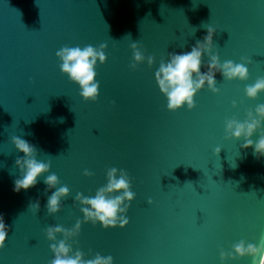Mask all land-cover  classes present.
Instances as JSON below:
<instances>
[{"label":"water","instance_id":"obj_1","mask_svg":"<svg viewBox=\"0 0 264 264\" xmlns=\"http://www.w3.org/2000/svg\"><path fill=\"white\" fill-rule=\"evenodd\" d=\"M208 26L215 30L212 53L220 63L246 57L248 79L217 72L219 92L205 84L192 109L168 110L154 74L168 53L191 51ZM133 42L145 56L135 69ZM101 43L107 59L95 69L99 94L85 101L55 53ZM201 60L205 72L209 56ZM258 77L264 0H0V215L9 228L0 264H49L54 241L44 230L70 229L77 219L79 233L68 242L84 259L100 253L112 264H251L249 256L221 262L219 253L241 239L257 244L264 234V156L242 148L243 137L225 139L226 119L242 122L264 104V91L255 98L244 92ZM12 136L50 161L36 185L19 192L15 160L24 154ZM258 138L259 131L250 137ZM111 167L127 171L135 197L122 214L128 223L104 228L85 222L74 198L94 196ZM52 173L59 183L47 189L44 177ZM65 185L60 209L48 214V196ZM36 201L38 211L29 208Z\"/></svg>","mask_w":264,"mask_h":264},{"label":"clouds","instance_id":"obj_2","mask_svg":"<svg viewBox=\"0 0 264 264\" xmlns=\"http://www.w3.org/2000/svg\"><path fill=\"white\" fill-rule=\"evenodd\" d=\"M207 35L203 40H197L195 45L189 52L183 53H168L169 59L165 63L161 60L158 69L155 72V81L159 91L167 99V109L175 111L183 105H187L188 109L195 106L194 95L198 90L202 89L205 84L213 93L219 92L215 86V74L219 72L226 80H246L248 79V68L245 66L250 61L246 57H241V63H234L232 60H226L223 63L219 62L217 54L212 53L214 29L211 26L207 28ZM107 47L105 43H101L98 47L92 45L80 46H62L56 53L59 59V69L61 73L66 74L68 79L79 85V95L85 101H95L99 94V81L95 79L97 61L100 64L105 63L107 57L104 49ZM132 49V63L129 65L135 69L137 64L145 60L143 52L138 47L136 42L130 44ZM202 54L209 56L207 63V71L201 72ZM149 66L153 63V56H147ZM260 91H264V77H258L251 85H246L244 92L248 98H255ZM264 104H259L255 107L254 113L252 110L247 111L246 118L241 122L235 117L225 120V139L243 137L244 143L242 148L253 147V155L257 158L264 156ZM259 131V138L253 142L250 137ZM11 142L15 149L22 152L23 156H18L15 160V165L22 174L20 178L14 180L13 190L19 192L21 189L27 190L37 183V178L43 173L49 171L50 161L43 162L37 160V149L25 139L19 136H12ZM220 148L214 149L215 154H219ZM83 175L91 176L92 172L84 170ZM107 183L99 187L95 195L92 197L83 196L77 192L75 201H78L82 207L80 211L83 213L85 222L91 221L93 224L97 222L104 228L113 227L119 224L123 227L128 223L123 213L129 207L135 193L130 190L131 180L126 170L111 167L106 171ZM44 184L47 189H53L59 183L55 173L48 174L44 177ZM45 189V191H47ZM69 193V188L60 186L51 193L47 198L45 205L48 214L56 213L61 205L62 197H66ZM119 193V194H116ZM149 198L148 203H151ZM39 201L31 203L30 209L39 210ZM81 227V220L77 219L74 226L66 229L60 225L49 226L44 231L46 237L50 241H54L49 245L54 258L49 261V264H112L113 258L109 256H101L96 253L92 259H84V253L80 250L73 252L72 244L68 241L78 235ZM9 228L4 223L3 216L0 215V248L5 245V240L8 235ZM56 234H62V239H56ZM74 242V241H73ZM231 251L225 252L221 250L219 253L220 260L223 262L227 259H237L244 256L251 258V264H264V234L260 237V242L257 244L246 243L243 239L232 244ZM258 257V259H257Z\"/></svg>","mask_w":264,"mask_h":264}]
</instances>
